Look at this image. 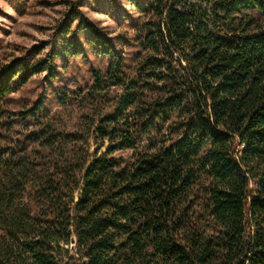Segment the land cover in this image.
Returning <instances> with one entry per match:
<instances>
[{
	"label": "trees",
	"instance_id": "16d2710c",
	"mask_svg": "<svg viewBox=\"0 0 264 264\" xmlns=\"http://www.w3.org/2000/svg\"><path fill=\"white\" fill-rule=\"evenodd\" d=\"M126 1L0 62V264H264V0Z\"/></svg>",
	"mask_w": 264,
	"mask_h": 264
},
{
	"label": "rangeland",
	"instance_id": "374dc122",
	"mask_svg": "<svg viewBox=\"0 0 264 264\" xmlns=\"http://www.w3.org/2000/svg\"><path fill=\"white\" fill-rule=\"evenodd\" d=\"M67 1L72 0H0V62H5L13 54L19 55L20 51L45 45L62 20ZM113 2L120 10L137 13L126 0ZM111 3L110 0H88L82 9L111 37L131 33L128 29H121L111 18L109 12L114 7ZM41 81V77H36L24 89L14 93L12 98L16 106L12 104L11 109H17L18 103L33 98L39 91ZM121 155L130 157L131 152Z\"/></svg>",
	"mask_w": 264,
	"mask_h": 264
},
{
	"label": "built area",
	"instance_id": "2783aa9c",
	"mask_svg": "<svg viewBox=\"0 0 264 264\" xmlns=\"http://www.w3.org/2000/svg\"><path fill=\"white\" fill-rule=\"evenodd\" d=\"M243 148H244V145L241 146V149H243Z\"/></svg>",
	"mask_w": 264,
	"mask_h": 264
}]
</instances>
